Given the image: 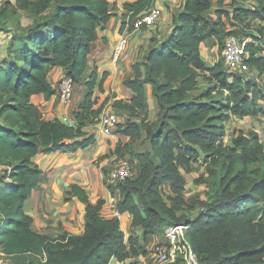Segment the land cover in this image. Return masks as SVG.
I'll return each instance as SVG.
<instances>
[{"label": "trees", "instance_id": "1", "mask_svg": "<svg viewBox=\"0 0 264 264\" xmlns=\"http://www.w3.org/2000/svg\"><path fill=\"white\" fill-rule=\"evenodd\" d=\"M153 2L123 4L131 31ZM255 2L254 10L235 8L230 14L224 10L226 0H217L218 18L213 20L207 17L213 0H185L182 10L173 14V33L159 47L151 48L143 63L132 66L133 76L124 81L132 99L113 96L115 111L128 115L117 132L129 139L118 143L115 155L128 158L137 168L126 181L107 186L110 194L119 193L118 209L131 215L132 227L141 233L127 239L117 218L101 215L105 200L91 203L90 195L78 184L71 185L66 201L75 197L86 207L82 235H40L25 211L43 176L34 158L52 151L76 153L96 143L85 126L102 112L95 97L100 80L97 70L88 76L85 100L74 113L75 127L60 118L43 119L32 97L50 99L57 94L49 79L56 67L75 85L81 83L98 31L113 17V4L110 0H39L38 4L15 0L13 6L21 11L36 8L50 14L31 26L26 36H13L8 46L12 58L0 66V165L5 167L0 175V253L12 264H110L113 259L123 263L138 257L141 242L148 244L164 234L166 226L183 224L177 216L186 185L182 170L191 173L192 165L203 157L213 180V202L200 219L184 223L190 228L199 263L264 264V143L253 131H240L232 138V146L225 143V124L232 117H264V88L244 74L228 73L224 59L209 66L201 55L204 43L213 41L223 53L226 39L240 36L228 29V23L236 27L248 19L264 21V0ZM247 49L249 66L264 75L263 49L255 43H248ZM107 76L99 84L101 92ZM202 76L215 88L194 97ZM148 86L159 106L153 123L147 121ZM217 90L227 93L225 102L214 100ZM142 134L148 149L137 153L131 144ZM166 183L176 196L171 206L161 193Z\"/></svg>", "mask_w": 264, "mask_h": 264}, {"label": "crops", "instance_id": "2", "mask_svg": "<svg viewBox=\"0 0 264 264\" xmlns=\"http://www.w3.org/2000/svg\"><path fill=\"white\" fill-rule=\"evenodd\" d=\"M136 1L137 0H110L114 8L113 17L106 26L99 29L98 39L93 44L92 52L89 56V67L92 62L91 65L94 67L93 71L97 70L100 75L104 73L108 74L103 87L104 91H98L102 97L108 98L110 91H112L113 95L117 96V99L121 100L123 95H125L127 100L124 99V101H130L133 97V93L124 86V81L133 76L132 66L135 63L142 62L150 49L157 47L156 44L149 43L147 34L160 31L164 32V35H167L168 38L173 33L172 13L174 9L178 7L176 0H154L152 5L159 7L162 11L161 24L153 30L134 29L131 31L127 17L125 16L123 4L134 3ZM127 33H129L130 36V43L122 59V66L130 68V71L128 70V78H122L123 71L117 73V69L115 68L117 66L112 63L111 59L114 46L119 36ZM163 42L164 40L159 43ZM0 43L2 44L3 42L0 41ZM5 49L4 51L7 53ZM141 56H143V60L137 61L140 60ZM5 58L6 56L3 59ZM90 72H87L88 76ZM53 76L54 79L58 76L63 78L65 77V71L59 67L54 68L49 78L52 84ZM119 79L121 80L122 86L119 85ZM55 81H57V79ZM54 88L56 87L54 86ZM85 96L86 93L83 95L82 99L80 97L78 100L76 99L74 102L71 101L70 104L63 106L59 104L57 94L50 99H46L44 95H36L32 97V103L36 105L41 112L54 114L56 119L68 117L74 120V113L79 111L81 104L85 100ZM111 98V100H114L113 96ZM79 99H81V101ZM147 99L150 110V118L148 119L153 121L155 118L156 120L159 106L157 99L153 95L151 86L147 87ZM78 101L80 102L76 108ZM124 116L125 115H123V117ZM89 122L90 120L87 121L85 129L88 133L96 137V143L90 148L80 150L76 153L52 151L39 154L34 158V161L42 169L43 176L41 183L26 202L25 211L32 217L34 221V230L40 235L58 238L65 233L71 236H80L83 234L85 229L86 207L75 197L66 201V193L70 190L71 185L78 184L85 189L90 195L91 203L93 204H96L99 199L105 200V202L109 199L110 191L103 181L104 174L98 169L99 167L96 165V160L99 159L101 155L103 156L107 153L105 141L110 140L102 134L100 129V133L91 131ZM125 122L126 119L123 121L120 119V124H125ZM121 137L124 136L121 135ZM101 215L107 219L113 218L107 206L103 207ZM132 222L131 215L125 213L124 219L121 222V229L125 233L127 239L131 235H134V231H136V229L132 227ZM143 255L145 254L131 258L123 263L119 262L117 259H113L110 264H129L130 262H138Z\"/></svg>", "mask_w": 264, "mask_h": 264}, {"label": "rangeland", "instance_id": "3", "mask_svg": "<svg viewBox=\"0 0 264 264\" xmlns=\"http://www.w3.org/2000/svg\"><path fill=\"white\" fill-rule=\"evenodd\" d=\"M35 4L39 3V0H33ZM177 1V8L174 9L173 14L178 13L182 10V6L184 4L185 0H176ZM15 0H0V41L3 43H0V66L3 65L5 60H9V58H12L11 52L8 51L7 47L10 45L11 39L13 38H20L26 36L29 28L33 26L36 22H39L45 18L48 14H50L49 10L46 11H40L36 8H33L29 11H21L13 6ZM214 5L213 8L207 13V17L213 20H217L216 10L217 7V0H213ZM13 3V4H12ZM226 3L228 4V7L226 9L230 14L234 13L235 8H243L246 10H254L256 6L255 0H226ZM11 4V5H9ZM54 2L51 4V7L53 8ZM229 5H233V7H229ZM11 6V7H10ZM10 7V8H9ZM161 22H159V25ZM228 29L229 30H237L239 32V35L248 41V43H255L256 45L260 46L263 49L264 52V21L262 20H256L251 21L248 19L246 23L244 24H237L236 27H233L232 23H228ZM158 25V26H159ZM157 26V27H158ZM149 29V28H146ZM155 29V28H153ZM152 29V30H153ZM159 30V29H157ZM150 34V35H149ZM147 37L149 38V43L156 44L157 47L161 45L162 40L165 41L167 39V35H164V32H156V33H148ZM160 37V38H159ZM150 43V44H151ZM6 46V47H5ZM6 48V49H5ZM18 48V44L16 43V47ZM7 50V53L4 51ZM201 55L203 59L207 62L209 66L215 65L219 60L223 59V53H220L219 47L214 46L213 41L204 43L201 46ZM6 56L5 59H3ZM6 60V61H7ZM112 60V59H111ZM143 56H141L140 60L142 61ZM144 60L142 61V63ZM88 70V73L90 71L93 72L94 67L91 65ZM123 62L121 61L119 64L115 65L117 69V73L120 71H123L122 78H128L127 74L130 71V68L123 67ZM88 73L84 76L81 83L76 84L74 87V94L72 101L74 102L76 99L83 97L85 93H87V86L86 82L88 80ZM91 73V72H90ZM105 73L103 75L98 74L99 76V82L98 86L96 87L95 91V97L98 99V106L102 107V110L108 108L113 109V102L114 100H111L113 95V92L110 91L109 97H102L100 93L98 92L100 90V83L101 79H103ZM120 76V75H119ZM209 73H206V77H209ZM244 76L247 79H253L258 85L264 88V75L256 72H250L244 74ZM206 77L202 76L199 78V85L198 89L195 93H193L194 97H197L207 90H211L215 88V84L210 82L209 80H206ZM57 79V81H55ZM56 79H54V76L52 78V82L54 86L57 88L59 82L61 81V77L58 76ZM119 85L122 86L121 80L119 79ZM103 82V87H104ZM104 89V88H103ZM227 96V93L222 92L221 90H217L215 93H213L214 100L217 102H225V97ZM81 99H79L81 101ZM126 99V96L123 95L121 100ZM127 100V99H126ZM76 106V108L79 105V102ZM150 112V110H149ZM121 121L127 120L128 115L126 113H118ZM123 115H125L123 117ZM150 118V113L147 115V119ZM98 119H91L89 128L91 131L99 132L98 127ZM157 120V119H156ZM155 118L153 121L147 120L150 123L156 122ZM136 121H140V119H136ZM226 127V138L225 143L226 145L232 146V138L239 135L240 131L243 132H258L260 135L261 140L264 143V117L259 118H253V117H247V118H238V117H232L231 120L225 124ZM101 135V134H100ZM126 137H121L117 140H111L105 141V146H107V153L99 159L96 160V165L99 167L98 169L102 171L104 174L103 181L107 183L106 186H109V176L105 175V173H109L111 171H114L115 168L119 166L121 162H128L129 166L131 168V172L133 175L136 174L137 168L136 164L129 161L128 158L120 159L115 155L116 148L118 146V143L125 144L128 143L129 139H125ZM146 135L142 134L141 138L134 143L131 144L132 150H134L137 153H144L147 151V143L145 142ZM126 140V141H125ZM120 146V145H119ZM208 165L204 162L203 157L199 159L197 162H195L192 165V172L186 173L184 170H182V173L186 179V185L184 187V191L180 195L181 204H180V210L177 212V216L182 218L183 224L187 221L189 222H195L198 219H200L209 209L210 204L212 201L213 191L211 188H213V180L212 177L209 176L208 173ZM5 170V167L0 165V175ZM132 175V176H133ZM161 193L165 201L168 203V205H173V199L176 197L175 194L172 191V188L170 184H164L161 188ZM118 196L119 193L116 192ZM1 223V218H0ZM135 236H141V233L139 230L136 229L134 231ZM165 238L164 234H159L153 238H151L150 242L148 244H142V254H145L141 256V259L138 262H130L129 264H152V252L154 250V247L157 244L164 243ZM0 264H12V260L7 258L4 254L0 253Z\"/></svg>", "mask_w": 264, "mask_h": 264}, {"label": "built area", "instance_id": "4", "mask_svg": "<svg viewBox=\"0 0 264 264\" xmlns=\"http://www.w3.org/2000/svg\"><path fill=\"white\" fill-rule=\"evenodd\" d=\"M129 23V18H127ZM162 20V11L159 7L151 6L146 12L138 16L134 23V29L142 30V27L153 29L157 28ZM130 26V23H129ZM130 43L129 33L119 36L112 54V63L119 64L126 54ZM248 41L241 36H230L226 39L225 49L223 52L225 70L231 74H246L256 72L248 64L249 52L247 49ZM74 82L67 77H63L57 87V100L59 104L68 105L72 101L74 94ZM45 120L56 119L54 114L42 112ZM64 123L71 127L76 126L75 120L68 117L62 118ZM120 124V117L115 109L102 110L98 125L102 134L111 140H117L120 134L117 132ZM129 163L121 162L114 171L109 172V184L117 185L124 182L132 176ZM120 197L110 194L109 199L104 206L120 222L124 219L125 213L118 209ZM189 226L186 224H177L166 226L164 228L165 242L157 244L152 252V264H200L197 253L195 252L189 235Z\"/></svg>", "mask_w": 264, "mask_h": 264}]
</instances>
